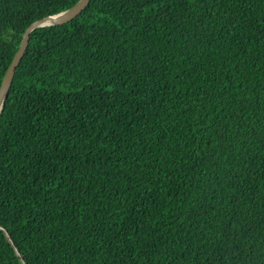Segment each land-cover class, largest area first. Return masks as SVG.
<instances>
[{"label": "trees", "instance_id": "1", "mask_svg": "<svg viewBox=\"0 0 264 264\" xmlns=\"http://www.w3.org/2000/svg\"><path fill=\"white\" fill-rule=\"evenodd\" d=\"M77 1L0 0V83ZM0 264H264V0L34 28L0 111Z\"/></svg>", "mask_w": 264, "mask_h": 264}, {"label": "water", "instance_id": "2", "mask_svg": "<svg viewBox=\"0 0 264 264\" xmlns=\"http://www.w3.org/2000/svg\"><path fill=\"white\" fill-rule=\"evenodd\" d=\"M90 0H78L72 7L67 9L65 12L55 16H45L41 19H37L35 22L29 25L21 38L19 46L15 51L9 65L6 68V71L1 79L0 83V111L4 105L5 98L9 92L10 84L15 73L16 66L24 55L27 42H29L31 29L37 26L43 27L51 25L62 24L76 17L89 3Z\"/></svg>", "mask_w": 264, "mask_h": 264}, {"label": "bare ground", "instance_id": "3", "mask_svg": "<svg viewBox=\"0 0 264 264\" xmlns=\"http://www.w3.org/2000/svg\"><path fill=\"white\" fill-rule=\"evenodd\" d=\"M75 3H76V2H75ZM75 3H74V4H75ZM74 4H73V5H74ZM73 5H72V6H73ZM72 6H70V7H72ZM70 7L66 8L65 10H63V11H61V12H59V13L51 14L50 16H55V17H56V15H59V14L65 12V11H66L67 9H69ZM46 16H48V15H46ZM44 17H45V16H44ZM42 18H43V17H42ZM40 19H41V18H40ZM35 21H36V20H35ZM35 21H34V22H35ZM30 25H31V24H30ZM49 25H51V24H49ZM37 27H40V26H37ZM37 27H34V28H37ZM34 28H32L31 30H33ZM27 45H28V42H27ZM27 45H26V47H27ZM13 76H14V75H13ZM11 82H12V81H11ZM10 85H11V84H10Z\"/></svg>", "mask_w": 264, "mask_h": 264}]
</instances>
